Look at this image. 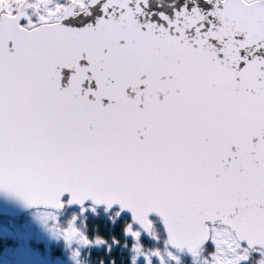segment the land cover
Masks as SVG:
<instances>
[{"label":"snow or ice","instance_id":"1","mask_svg":"<svg viewBox=\"0 0 264 264\" xmlns=\"http://www.w3.org/2000/svg\"><path fill=\"white\" fill-rule=\"evenodd\" d=\"M0 264H264V0H0Z\"/></svg>","mask_w":264,"mask_h":264}]
</instances>
